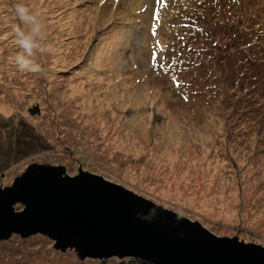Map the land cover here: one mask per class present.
<instances>
[{
  "label": "rangeland",
  "instance_id": "1",
  "mask_svg": "<svg viewBox=\"0 0 264 264\" xmlns=\"http://www.w3.org/2000/svg\"><path fill=\"white\" fill-rule=\"evenodd\" d=\"M202 1L0 0V190L34 164L62 166L264 247V49L249 66L245 44L264 15L247 25L219 0L197 22ZM18 3L45 25L38 73L15 63ZM119 260L41 233L0 240V264Z\"/></svg>",
  "mask_w": 264,
  "mask_h": 264
},
{
  "label": "water",
  "instance_id": "2",
  "mask_svg": "<svg viewBox=\"0 0 264 264\" xmlns=\"http://www.w3.org/2000/svg\"><path fill=\"white\" fill-rule=\"evenodd\" d=\"M32 165L0 190V240L41 233L79 257L149 264H264V247L221 237L101 175ZM35 168V169H33ZM37 172L35 175H33ZM22 203L21 210L14 204Z\"/></svg>",
  "mask_w": 264,
  "mask_h": 264
},
{
  "label": "clouds",
  "instance_id": "3",
  "mask_svg": "<svg viewBox=\"0 0 264 264\" xmlns=\"http://www.w3.org/2000/svg\"><path fill=\"white\" fill-rule=\"evenodd\" d=\"M14 11L15 16L23 25V27L18 25L14 28L16 43L20 49L15 57V63L20 71L38 73L41 71L38 58L48 51L43 44L45 25L40 15L24 3L16 4Z\"/></svg>",
  "mask_w": 264,
  "mask_h": 264
},
{
  "label": "trees",
  "instance_id": "4",
  "mask_svg": "<svg viewBox=\"0 0 264 264\" xmlns=\"http://www.w3.org/2000/svg\"><path fill=\"white\" fill-rule=\"evenodd\" d=\"M170 1V0H168ZM264 3V0H261ZM210 3L209 5V9L211 8V2L213 3V5H217L219 3V0H203L200 4V12H199V16L197 18V22L201 21L202 18H204V20H206V16L202 17V7H204V5L206 6L207 3ZM232 2L235 6L236 9L233 10V14L235 15V19L238 17H243V15H245L246 20L249 22H247L246 24H250L253 25L259 23V20H262L261 15H264L263 12H259L260 8H254L252 10V4H254L255 6H259L260 5V0H223V5H229L232 6L231 3ZM165 3V0H164ZM217 7L215 6L212 10H215ZM241 15V16H240ZM253 22V23H252ZM254 35L251 37H246L247 41L245 42V44H247V50L251 51V49H257L256 54L253 52L251 53L252 56H249V60H248V65L252 66V61H255V56H257V54L259 53V47L264 49V29H259L258 31H253L251 32ZM240 37V36H239ZM238 39V36L235 38V40ZM238 43V40L236 42V44ZM242 43H244V40L242 41ZM258 47V48H256ZM255 66V65H253ZM252 68H245V71L250 72L249 70H251ZM261 71H264V67L260 68ZM246 73V75H248V73ZM257 74V72H256ZM255 73H253V78L255 79V82H259V76L256 75ZM250 76V75H249ZM264 76V74H263ZM257 85V84H256ZM23 146L21 147L20 150H23ZM120 263L119 264H149L147 262L138 260V259H134V258H127V259H120L119 260Z\"/></svg>",
  "mask_w": 264,
  "mask_h": 264
}]
</instances>
